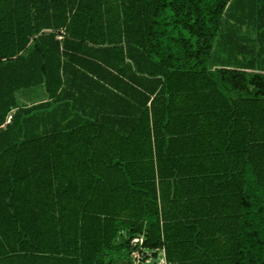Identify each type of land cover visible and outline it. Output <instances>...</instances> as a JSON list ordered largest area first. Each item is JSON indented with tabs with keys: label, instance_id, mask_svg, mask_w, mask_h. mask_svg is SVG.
I'll list each match as a JSON object with an SVG mask.
<instances>
[{
	"label": "trees",
	"instance_id": "trees-1",
	"mask_svg": "<svg viewBox=\"0 0 264 264\" xmlns=\"http://www.w3.org/2000/svg\"><path fill=\"white\" fill-rule=\"evenodd\" d=\"M141 236L264 264V0H0V264H116Z\"/></svg>",
	"mask_w": 264,
	"mask_h": 264
},
{
	"label": "rangeland",
	"instance_id": "rangeland-1",
	"mask_svg": "<svg viewBox=\"0 0 264 264\" xmlns=\"http://www.w3.org/2000/svg\"><path fill=\"white\" fill-rule=\"evenodd\" d=\"M253 27L250 26H245L243 29L239 28V26L235 27L236 35L237 37H240L243 41L245 40V43L249 45L250 47L258 46L259 42L258 41H253L254 35H253ZM242 31V32H241ZM43 97L44 93L42 89H34L30 91H25L19 94V103L20 105H27L30 101L34 100V98L37 97ZM15 111H13L11 114H13ZM138 248V247H137ZM134 250V247L132 244H129V249L124 252L125 259L122 262H117L116 264H134L133 260L136 259V262L138 261L137 258H135L132 255V252ZM140 259L145 261L147 259L149 262L151 261L147 255H143L142 253L140 254ZM151 264H159V261L157 260L156 256L153 255L152 257V263Z\"/></svg>",
	"mask_w": 264,
	"mask_h": 264
},
{
	"label": "built area",
	"instance_id": "built-area-1",
	"mask_svg": "<svg viewBox=\"0 0 264 264\" xmlns=\"http://www.w3.org/2000/svg\"><path fill=\"white\" fill-rule=\"evenodd\" d=\"M60 39H62V38L60 37ZM11 120H12V114H10V115L8 116V119H7L6 124H9ZM131 244L133 245V247H138V248H137L138 250H136V251H134V252L132 253V255H133L135 258H137V260H138V261L136 262V259H134V260H133L134 264H141V263H142V260L140 259V254H141V253L143 254V252H144L145 255H147V257L151 260V261L149 262V261L146 259V260H145V264H151V263H152V254L149 253V252H146V251L144 250L145 238H144L143 236L133 238V239L131 240ZM160 263H161V261H160ZM160 263H159V264H160Z\"/></svg>",
	"mask_w": 264,
	"mask_h": 264
},
{
	"label": "crops",
	"instance_id": "crops-1",
	"mask_svg": "<svg viewBox=\"0 0 264 264\" xmlns=\"http://www.w3.org/2000/svg\"><path fill=\"white\" fill-rule=\"evenodd\" d=\"M154 253H152V255H153ZM159 259H158V261H159V263H160V261H161V263L160 264H167V262H166V260H165V251L163 250L162 252H160L159 253Z\"/></svg>",
	"mask_w": 264,
	"mask_h": 264
}]
</instances>
